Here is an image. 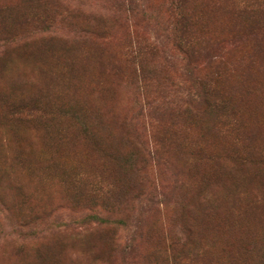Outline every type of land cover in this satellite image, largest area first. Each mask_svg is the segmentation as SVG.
I'll use <instances>...</instances> for the list:
<instances>
[{
  "label": "rangeland",
  "instance_id": "rangeland-1",
  "mask_svg": "<svg viewBox=\"0 0 264 264\" xmlns=\"http://www.w3.org/2000/svg\"><path fill=\"white\" fill-rule=\"evenodd\" d=\"M0 264H264V0H0Z\"/></svg>",
  "mask_w": 264,
  "mask_h": 264
},
{
  "label": "trees",
  "instance_id": "trees-1",
  "mask_svg": "<svg viewBox=\"0 0 264 264\" xmlns=\"http://www.w3.org/2000/svg\"><path fill=\"white\" fill-rule=\"evenodd\" d=\"M247 12V11H246ZM242 13V10H238L237 11V14H240ZM180 20H182L181 22V31L184 32V35L182 37V40L185 44V47L188 45L189 47H191V49L193 50V54L195 55H199L200 53V49L198 48V42L195 40V39H188L186 41H184L185 39V34L190 31L193 27V22L196 21L194 20V16L191 15V14H188V13H181V16H180ZM216 43H221L220 41H216ZM190 49V48H189ZM190 51V50H189ZM223 63V59L221 57V59H217V57H213V58H207V62L205 63L206 65H218L219 67L222 66L221 64ZM202 67V64L201 63H197L196 67H195V70L196 72H198V70ZM219 74V73H217ZM196 80L197 81H203L204 78H201L200 76H196ZM203 92L201 93H198V95L196 94L194 100L195 102H198V101H204L205 99L207 100L208 99V95H209V88H206V87H203L202 88Z\"/></svg>",
  "mask_w": 264,
  "mask_h": 264
}]
</instances>
